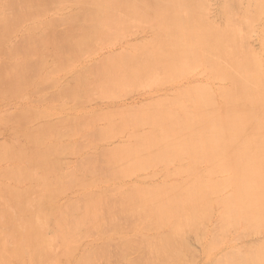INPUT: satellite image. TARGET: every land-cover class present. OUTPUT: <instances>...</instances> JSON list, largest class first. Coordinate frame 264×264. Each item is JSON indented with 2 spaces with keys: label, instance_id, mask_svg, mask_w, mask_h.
I'll list each match as a JSON object with an SVG mask.
<instances>
[{
  "label": "bare ground",
  "instance_id": "obj_1",
  "mask_svg": "<svg viewBox=\"0 0 264 264\" xmlns=\"http://www.w3.org/2000/svg\"><path fill=\"white\" fill-rule=\"evenodd\" d=\"M238 3H221L219 27L204 0H0V100L62 79L49 97L78 105L94 87L116 96L156 75L175 81L200 72L208 81L143 107L70 110L56 120L47 108L8 110L4 123L25 144L2 142L0 157L27 164L1 167L13 184L0 183V264H109L113 249L122 264H195L190 239L203 246L204 264H264V52L248 44L264 0L240 20ZM137 21L149 38L72 69ZM24 22L34 23L9 43ZM255 36L264 49V21ZM124 133L125 142L108 145ZM69 152L83 153L65 170ZM169 164L179 182L144 184ZM140 171L147 174L132 175ZM66 192L73 196L62 200ZM34 216H48L53 240Z\"/></svg>",
  "mask_w": 264,
  "mask_h": 264
},
{
  "label": "rangeland",
  "instance_id": "obj_2",
  "mask_svg": "<svg viewBox=\"0 0 264 264\" xmlns=\"http://www.w3.org/2000/svg\"><path fill=\"white\" fill-rule=\"evenodd\" d=\"M224 1V0H204V2H205V12L206 13H208V14H206L205 13V15H206V18H208V19H210L212 22H214V23H216L217 24V26H221V22H223V20H222V18H221V16H220V9L219 8H221V3ZM247 1H248V5L249 6H246L247 5ZM250 1V2H249ZM252 1V2H251ZM256 2L258 1H260V0H255ZM214 4H213V3ZM238 4H239V6H238V8H237V12H236V14H235V16H234V18H237L238 20H240V19H242L243 17H245V16H247L246 14H244L243 13V11L245 10V9H247V7H248V10L249 11H253L252 9H253V4H254V0H238ZM217 4V6H214V5H216ZM208 5H212V7L211 6H208ZM246 7H245V6ZM215 8H214V7ZM220 6V7H219ZM245 8H244V7ZM212 9H211V8ZM244 8V9H243ZM70 9L69 8H66V11H69ZM57 11V10H56ZM61 11V10H60ZM241 11H242V13H241ZM211 12V13H210ZM215 13H216V16H214L215 15ZM58 14V12H50L49 13V15H57ZM61 15V14H60ZM192 15V14H191ZM208 15V16H207ZM210 15V16H209ZM211 15L212 16H214V19H213V17H211ZM241 15V16H240ZM243 15V16H242ZM245 15V16H244ZM248 15H251V14H248ZM263 16V17H262ZM247 17H250V16H247ZM219 18V19H218ZM214 20H216V21H214ZM264 21V12H262V13H260V15L258 16V18H257V21H255V24H256V27H254V29H252V30H250V32H249V35L251 36H248V39H249V37L251 38L250 39V41L248 40V44H249V46L255 51V49L254 48H256V50L257 51H255L256 53H258V54H262L264 51H262L261 52V50H264L263 48H262V46H261V43L259 42V39H257L256 37H258V36H255V35H257V32H258V28H260V26H261V23ZM138 22V21H137ZM136 22V23H137ZM142 22V21H141ZM141 22H138L137 24H135L134 22H132L131 24H130V29L128 30V32H125V34H121V35H123V36H118V40H119V42H116V43H102L103 45H105V46H102V44H97L96 46H95V48H94V50H93V52L91 53V52H84V53H82L81 54V56H80V59H78L77 61H76V63H74V65L72 66V69H74V70H76L77 68H80L81 66L82 67H84V66H86V65H88L89 63H91V62H93V61H95V60H97L98 58H99V56L100 57H102V56H105V55H108V54H110V52H112L113 51V53H115L116 51L118 52L121 48H124V46H126V44H133V43H136V42H138V41H141V40H146V39H143V38H145V37H150V35H151V30H150V28H149V30H148V28H144V29H142V23ZM258 22V23H257ZM261 22V23H260ZM34 22H24L21 26H20V28H19V30L16 32V34H15V36H17V37H15V36H13L12 38H11V41L9 42V43H16L17 41H18V39L20 38V36L23 34V32H25L26 30H27V27H29V26H31L32 24H33ZM35 23H38V22H35ZM260 25V26H258V25ZM65 25L66 24H64V23H61L60 25H58L57 27L58 28H60V29H62V28H64L65 27ZM26 28V30H24ZM256 28V29H255ZM24 30V31H23ZM143 30V31H142ZM254 30V31H253ZM21 31H22V33H21ZM136 33H138L139 35H137V34H135V32ZM142 31V32H141ZM141 32V33H140ZM21 33V34H20ZM146 33H148V34H146ZM133 34V35H132ZM141 36H143V37H141ZM126 37H128V38H126ZM253 37V38H252ZM147 38V39H148ZM254 39H256V41L254 40ZM258 42V43H257ZM257 45H256V44ZM107 45V46H106ZM101 46H102V48H101ZM99 47V48H98ZM121 47V48H120ZM118 48H120V49H118ZM90 56H89V55ZM103 54H105V55H103ZM97 58V59H96ZM1 59V58H0ZM33 60V59H32ZM90 60V61H89ZM82 64V65H81ZM70 70V72H68L66 75H70L71 73H73L74 72V70ZM194 73V74H193ZM197 73V74H196ZM198 73H199V75H198ZM198 76V77H197ZM67 78V77H66ZM161 78V79H160ZM164 77H162V76H160V75H156L152 80H150L149 82H146V84H144V83H142V84H137V85H135V86H129L128 88H126L124 91H122V92H120V93H118V94H116V96H114V95H110V96H105L104 94H102L103 92L101 91V89L100 88H98V87H94L93 88V90H91V92H90V98H91V101L92 102H90L89 101V99L90 98H87L86 100H85V103H81V104H77V102H75V101H73V100H66V99H68V98H62V97H55V100H54V97H49V95L56 89V86H62V84H63V82H64V80L62 79V80H60L55 86H53V87H50V88H48L47 90H45V91H39V90H37V89H34L35 87H30V88H27L23 93H20V95H15V96H17V97H13L12 95H14V94H12V95H10V96H12L13 98H10V96H8V95H6L5 97H1V99L3 100H0V108L2 109H0V120H1V117L3 118V120H1L0 121V130H2L3 132L5 131V134H3V132L0 134V144H3L2 142H5L4 144H9V145H11L13 148H15V149H23L24 148V144L25 143H23L22 144V142H25V139H24V137L23 136H21V135H12V131H9V130H11L12 129V127L10 126V124H7V123H4L5 122V120H4V116H5V114H7V113H11V111L12 112H15V111H19V110H21V109H29V108H31V109H35V110H38V109H42V108H47V109H50V115H51V120L54 118V117H56V118H54L53 120H56L57 119V117L58 116H60L61 115V113H62V115L63 116H65L66 115V113L67 112H69L70 110H74V112L73 113H75V110H76V112H78V111H81L80 113H89V112H99V110H102V108H104L105 110H113V109H115L116 107H119V106H123L122 108L123 109H125V108H130V107H136V106H141V107H143V106H145V105H147V104H149V103H151V101L152 102H155V101H159V100H163V98H169V96H174V94L176 93V91H178V89L179 88H181L182 86L184 87V86H188V85H194V84H191V83H208V81H207V79H206V77L202 74V73H200V72H189V74L187 73V74H184V75H182V76H180L179 78H175L174 80L175 81H166V79L164 78ZM164 80V81H163ZM160 81H161V83H163V84H165V85H159V83H160ZM163 81V82H162ZM168 82V83H167ZM189 83V84H188ZM143 85V86H142ZM157 85H159V86H157ZM180 85H182V86H180ZM151 86H153V87H151ZM161 86V87H160ZM180 86V87H179ZM175 87V88H174ZM147 88V89H146ZM173 90V93H171V92H169V91H171V90ZM129 90L131 91V93L130 94H127V93H129ZM31 91H33V92H31ZM93 91V92H92ZM97 93H96V92ZM140 91V92H139ZM95 92V93H94ZM123 92H124V94L126 93V95H124L123 94ZM92 93H94L93 95H92ZM122 94L124 95V96H122ZM108 95V94H107ZM122 96V97H121ZM168 96V97H167ZM92 97H93V100L94 99H97V100H95V102L92 100ZM159 97V98H158ZM6 98V99H5ZM101 98V99H100ZM102 98H104V100L102 99ZM108 98H111V99H109L108 100ZM112 98H114V99H112ZM25 99V100H24ZM35 99V100H34ZM40 99L42 100V101H40ZM98 99H100V100H98ZM34 100V101H33ZM146 100H148V101H146ZM10 101V102H9ZM38 101H40V102H38ZM89 101V102H88ZM113 102V103H111V102ZM102 102V103H101ZM103 102H105V103H103ZM109 102H110V104H109ZM5 103V104H4ZM8 103V104H7ZM134 103V105H132ZM142 103H144V104H142ZM65 106H63V105ZM83 104V105H82ZM4 105V106H3ZM15 105V106H14ZM72 105V106H71ZM74 105V106H73ZM132 105V106H131ZM136 105V106H135ZM114 108H113V107ZM107 107V108H106ZM4 108H5V110H4ZM109 108H112V109H109ZM121 107L120 108H117V109H121V110H123ZM86 109V110H85ZM8 110H11L10 112H8ZM88 110V111H87ZM90 110V111H89ZM85 111V112H84ZM104 111V110H103ZM102 111V112H103ZM2 112V113H1ZM54 112V113H53ZM105 112V111H104ZM55 115H58V116H55ZM3 121V124H1V122ZM4 127H6L7 128V130H6V128H5V130H4ZM7 131V132H6ZM14 132V131H13ZM126 133H124L123 135H120L119 137L121 138H118V137H116V138H114V140H111V141H109L108 142V145L109 146H117V145H119L118 143H120V142H125V140H126V136L128 135V134H126ZM15 136V137H14ZM64 137V136H63ZM122 137H123V139H122ZM124 137H126V138H124ZM62 139H64V138H62ZM3 140V141H2ZM116 140V141H115ZM118 142V143H117ZM93 143V145L95 144V141H93L92 142ZM92 143H90V144H88V145H92ZM106 145H107V143H106ZM23 147V148H22ZM81 154L83 153V152H80ZM80 153H77V154H75V153H72L74 156L72 157H70V155H71V153L69 152L68 154V156H65L64 157V160H65V162L67 161L66 160V157L68 158V159H70V161L68 160L66 163H68V164H63V169H65V170H69V169H71L72 167H73V165H74V163H75V161H77V159H80L81 157H80ZM4 156V155H3ZM2 155H1V159H0V177H2L1 175H3L2 174V171L3 170H5L3 167H6V169H8L7 168V166H13V165H22V166H26V164H27V162H26V160L24 159L25 157H26V155H24V160H19V159H8V160H6V159H4V157H3ZM80 157V158H79ZM2 159H4L2 162H1V160ZM64 162V163H65ZM68 165H69V167H68ZM66 166V168H64ZM161 166V167H160ZM159 167H157L156 169H155V171L158 173L157 175L158 176H155V177H152L151 179H148V180H144V184H150V183H153V181L154 182H156L157 180H159V181H169V182H176V181H180L181 179H182V175H180V174H178L177 173V171L175 170L176 169V167H175V164H169V165H167V166H162V165H160ZM1 167L3 168V170L1 171ZM172 168V169H171ZM174 168V169H173ZM148 172H152V171H148ZM154 172V171H153ZM156 172H155V175H156ZM168 173H170V176L169 177H167L166 178V176L167 175H169ZM129 174H131V173H129ZM140 175V179H141V176H143V175H146L147 174V172L145 171H140V172H134L132 175ZM136 175V176H137ZM162 175H164V177L162 176ZM5 177H7L6 179L5 178H0V183H6V184H13V181L8 177V176H5ZM138 178H139V176H137ZM136 178V177H135ZM135 178H132L131 180H125V182L126 183H128V182H131V181H133ZM124 182V183H125ZM70 194V195H69ZM73 196V194L71 195V192H66L65 194H64V196H62V200H64V199H67V198H70V197H72ZM39 217H41V218H39ZM32 223H34V224H38L39 226H40V229H41V231L50 239V240H53L54 239V232H53V229H52V227H51V223L49 222V219H48V216L46 217V216H34L33 217V219L32 220H30ZM209 227L212 225V223L210 222L209 224ZM234 237V234H233V232L231 233L230 232V234L226 237L227 239H232ZM257 237H259L258 235L257 236H251V237H248V238H244L243 240H238V241H236L235 243H244V242H246V241H248V240H251V239H255V238H257ZM92 238L93 237H87V238H85L83 241H85L86 242V239H88L87 241H92ZM190 240H192V245L194 246V250H196L195 252H196V254H194V256L196 257L195 259H194V261H195V264H204V262H205V260H206V255H204V252H203V246L198 242V243H195L194 241H196V240H194V239H190ZM194 242V243H193ZM87 243V242H86ZM198 245V246H197ZM226 245H225V243L224 244H222L219 248H217V249H215L214 251H213V253H220L221 252V250L225 247ZM112 248V247H111ZM111 248H109V249H111ZM113 249V248H112ZM111 249V250H112ZM114 250V249H113ZM112 250V252H114ZM111 251H109V261H111L112 260V262H110L109 264H111V263H113V264H122L119 260L117 261V259H116V255L115 254H113ZM112 253V254H111ZM79 254V253H78ZM114 255H115V257H114ZM120 262V263H119Z\"/></svg>",
  "mask_w": 264,
  "mask_h": 264
}]
</instances>
